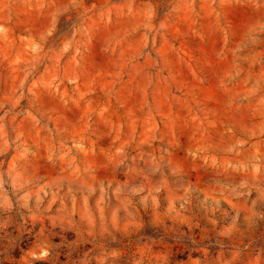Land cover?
Returning a JSON list of instances; mask_svg holds the SVG:
<instances>
[{
  "label": "rangeland",
  "instance_id": "1",
  "mask_svg": "<svg viewBox=\"0 0 264 264\" xmlns=\"http://www.w3.org/2000/svg\"><path fill=\"white\" fill-rule=\"evenodd\" d=\"M0 264H264V0H0Z\"/></svg>",
  "mask_w": 264,
  "mask_h": 264
}]
</instances>
